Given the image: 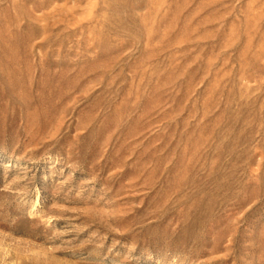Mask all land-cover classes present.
I'll list each match as a JSON object with an SVG mask.
<instances>
[{
    "label": "rangeland",
    "instance_id": "rangeland-1",
    "mask_svg": "<svg viewBox=\"0 0 264 264\" xmlns=\"http://www.w3.org/2000/svg\"><path fill=\"white\" fill-rule=\"evenodd\" d=\"M0 264H264V0H0Z\"/></svg>",
    "mask_w": 264,
    "mask_h": 264
}]
</instances>
